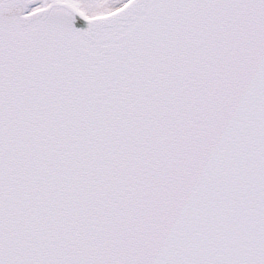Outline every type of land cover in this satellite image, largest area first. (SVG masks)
Returning <instances> with one entry per match:
<instances>
[{
    "label": "snow or ice",
    "instance_id": "obj_1",
    "mask_svg": "<svg viewBox=\"0 0 264 264\" xmlns=\"http://www.w3.org/2000/svg\"><path fill=\"white\" fill-rule=\"evenodd\" d=\"M0 264H264V0H0Z\"/></svg>",
    "mask_w": 264,
    "mask_h": 264
}]
</instances>
